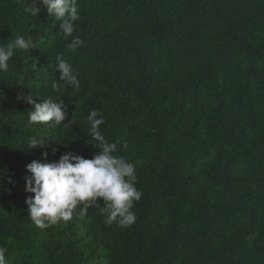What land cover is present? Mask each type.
Masks as SVG:
<instances>
[{"label":"trees","instance_id":"obj_1","mask_svg":"<svg viewBox=\"0 0 264 264\" xmlns=\"http://www.w3.org/2000/svg\"><path fill=\"white\" fill-rule=\"evenodd\" d=\"M27 3L0 0V45L16 35L36 44L0 72L7 264H264V0H77V52L59 21L44 8L30 16ZM58 54L79 90L59 80ZM28 95L61 100L64 123H78L30 124ZM92 109L114 155L136 168V220L108 223L97 198L86 215L78 205L70 221L38 228L26 165L44 152L49 162L66 151L91 158ZM33 137L48 140L29 149Z\"/></svg>","mask_w":264,"mask_h":264},{"label":"clouds","instance_id":"obj_2","mask_svg":"<svg viewBox=\"0 0 264 264\" xmlns=\"http://www.w3.org/2000/svg\"><path fill=\"white\" fill-rule=\"evenodd\" d=\"M42 8L55 21H59V31L65 37H72L67 48L77 52L85 43L80 37L73 36L75 22L81 18L77 0H29L24 12L37 17ZM33 48H36L34 41L23 35H16L13 42L0 45V72L9 70L8 62L16 50L30 51ZM55 69L59 71L60 81L80 89V81L71 65L60 54L56 57ZM52 87L59 89L60 85L53 82ZM19 98L33 105L28 114L30 124H47L50 128H56L62 124L68 127L78 123L73 117L68 123H64L68 113L61 100L54 101L49 97L37 103L31 95ZM87 122V133L96 142L92 144L99 149L91 158L66 151L58 160L49 162L48 154L44 152L43 161L32 160L26 165L29 175L25 177V191L33 195L26 197L25 204L31 220L38 228H47L61 220L70 221L78 205L83 206L80 215H86L89 207L97 205V198H102L107 204L108 223L116 221L121 226H128L136 220L132 209L142 196V191L135 186L136 168L124 156L114 155L118 151V145L109 143L100 130L105 121L99 110H90ZM47 140L33 137L27 142V147L43 148ZM8 183H13L11 177L8 178ZM6 252L5 247H0V264H7Z\"/></svg>","mask_w":264,"mask_h":264}]
</instances>
